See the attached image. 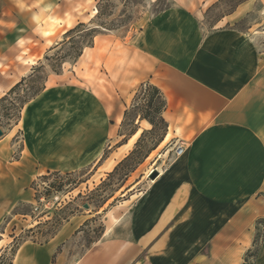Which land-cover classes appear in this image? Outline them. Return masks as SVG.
Segmentation results:
<instances>
[{"label": "crops", "instance_id": "crops-1", "mask_svg": "<svg viewBox=\"0 0 264 264\" xmlns=\"http://www.w3.org/2000/svg\"><path fill=\"white\" fill-rule=\"evenodd\" d=\"M75 3L0 0V99L42 58L45 38L39 31L46 15L60 17ZM254 7L253 0L241 2L210 32L184 9L170 7L154 15L131 50L107 56L118 101L101 95V119L115 112L122 124L137 88L150 82L167 100L163 140L171 146L162 153L158 177L149 179L131 204L123 227L114 225L113 236L95 242L74 264H191L194 257L237 264L239 248L244 261L256 221L264 217V19L238 27ZM62 76L51 73L27 104L18 125L26 140L15 164L30 165L36 175L74 172L94 163L96 172L109 173L127 156L134 134L103 157L102 146L93 147L102 135L88 126L78 128L76 87L60 81ZM179 146L183 152L176 155ZM69 232L66 225L52 240ZM53 249L26 252V264H51ZM18 257L19 250L14 264ZM254 264H264V241Z\"/></svg>", "mask_w": 264, "mask_h": 264}, {"label": "rangeland", "instance_id": "rangeland-1", "mask_svg": "<svg viewBox=\"0 0 264 264\" xmlns=\"http://www.w3.org/2000/svg\"><path fill=\"white\" fill-rule=\"evenodd\" d=\"M75 1L74 7L67 9L66 14L62 12L63 15L61 14L60 17L52 18V15L48 17L46 15L44 28L39 31L45 38V52L42 58L31 66L28 75L31 73L33 75L14 92L7 94L5 99H0V128L4 131L0 137V246H20L17 264H26L24 258L26 252L38 254L36 250L51 246L54 248L51 257L55 253V264H74L95 242L113 236L114 225L123 227L122 223L129 213L131 204L147 188L148 174L152 169L163 167L162 153L171 146L168 142L164 143V139L149 151L155 146L162 132L160 130L147 132L143 137L139 153L134 158L141 163L129 161L111 176H108L110 172L104 173L102 170L96 172L95 163L77 169L69 178L53 174L42 178L41 175L47 173L36 175V171L30 165L20 169L19 164H15L26 140L24 132L19 128L20 126L18 127L24 110L34 99L31 97L32 93L45 85L48 76L53 73L49 64L52 61L46 60L45 55H54L56 49L47 52L48 49L62 41L68 29L79 22L90 23L97 13L99 0ZM236 1L160 0L157 3V0H145L134 10L135 21L99 34L94 39L93 49L85 51L83 57L76 62L67 61L63 64L61 71L63 78L60 81L71 82L76 87L73 94L76 100L74 110L78 128L88 126L87 129L91 128L93 132L97 131L102 135L94 138V148L97 145L102 146L108 154L129 134L135 119L139 133L130 139V143L134 139L135 142L127 146L128 156L143 131L152 129V126L140 123L139 115L136 117L138 108L144 103V97L147 95L144 89L136 100L140 106L133 108L131 105L128 108L129 114L125 124L116 121L115 112L101 119V95L109 102L118 101L117 86L114 83L116 79L107 69V56L117 51L131 50L158 9L167 6L180 7L186 11L189 19H198L197 22L204 32H210L220 18L228 15ZM253 1L254 10L238 24V27L244 28L248 23L256 24L260 19H264L262 3L260 0ZM112 2L115 7L111 19L118 18L124 7V1L112 0ZM47 30H53L54 33L46 35L44 32ZM173 32H177L175 28ZM40 65L44 66L43 69H36ZM33 68L35 69L32 72ZM90 95L94 97L91 102ZM88 102L91 105H88ZM108 107L112 109L113 105L109 103ZM61 108L64 113V108ZM91 108L96 110L91 111ZM71 109L74 111L72 107ZM5 150L10 151L11 156L4 157L2 152ZM10 163L13 165L12 170ZM133 168H135L133 171H129ZM60 173L65 175L67 172ZM85 204L89 206L85 207ZM66 225L70 228V232L61 236L62 239L52 240ZM255 232L253 228L252 240ZM263 236L264 230L258 237L257 246L253 247L252 244L246 251L258 248L262 244ZM48 241L51 243L46 244ZM209 253V248L204 250L206 256ZM242 254L240 248L235 251L234 261L237 264H243ZM253 261L254 257H250L248 264H253ZM191 264H211V260L205 258L204 262H201L194 257Z\"/></svg>", "mask_w": 264, "mask_h": 264}, {"label": "trees", "instance_id": "trees-1", "mask_svg": "<svg viewBox=\"0 0 264 264\" xmlns=\"http://www.w3.org/2000/svg\"><path fill=\"white\" fill-rule=\"evenodd\" d=\"M124 1V7L121 10L120 14H118V18L111 19L113 15V7H115V4L112 2V0H99L97 3V13L93 20L90 21V23L85 22H79L74 27L68 29L64 35L63 40L57 43L55 46H52L48 49L47 52H50L52 50L56 49V53L52 56L45 55L46 60H51L52 63H49L52 71L54 73H61L62 66L67 61L76 62L80 56L83 54L84 49L86 47H92L94 45V39L99 34L104 33L105 31L116 29L120 26L127 25L129 23H132L135 21L134 17V10L138 8L140 5H142V2L145 0H122ZM160 0H157V3H159ZM246 0H237L235 5L232 7V9L229 11L228 14L232 13L236 7ZM170 8V6H167L165 8H161L156 10V14ZM221 19V18H220ZM219 19V20H220ZM43 65L37 67L36 69H43ZM35 68H33L32 72ZM33 75L31 73L30 75L23 77L21 81H19L16 85H14L7 94L14 92L24 81H26L27 78H30ZM45 85H42L41 88H38L32 93V98H35L43 89ZM146 90L147 95L144 97V103H142L141 107L138 108V114L140 120H147L149 123L152 124V129L149 131L144 130L139 139L137 140L135 144V148L131 151V153L126 156L124 159H122L114 168L113 171H111L108 176H111L114 172L119 170L121 167L129 163V161H135V155L139 153V149L141 148V143L143 140L144 135L147 132H155L157 130H160L161 136L159 137L158 141L155 143V146L151 148L149 151L153 150L159 143H161L164 139V136L166 135L168 131V123L163 117V112L166 109L167 100L162 92L157 86L150 82H144L139 85V87L136 90L135 97L132 103L133 108H137L140 106V103L136 100L138 99L140 93L142 90ZM7 94L5 96H7ZM5 96L1 98V100L5 99ZM129 114V109H126L124 112V120L122 124H125V120L127 119ZM133 128L129 132L128 135L123 139L122 143L126 142L128 137L135 134L138 130L137 124H135V119L133 120ZM107 155V152H104L103 157ZM136 163H141V161H135ZM135 168L129 170L133 171ZM74 172H67L65 175H61L59 171H53L48 172L46 175H42V178H47L49 175H58L62 178H69L73 175ZM127 175V173H126ZM255 236L253 240V247L257 246V240L258 237L261 236L262 231L264 230V217L259 218L256 221L255 226ZM261 241H264V236L262 237ZM260 247V246H259ZM259 247L256 249H250L245 253L244 256V262L243 264H248L250 257H254L253 264L255 262V259L258 256ZM20 246H0V264H14V259L16 257V254L19 250ZM52 259L51 264H55V260ZM252 264V263H251Z\"/></svg>", "mask_w": 264, "mask_h": 264}, {"label": "water", "instance_id": "water-1", "mask_svg": "<svg viewBox=\"0 0 264 264\" xmlns=\"http://www.w3.org/2000/svg\"><path fill=\"white\" fill-rule=\"evenodd\" d=\"M4 134V131L0 128V137ZM160 174V171L155 168V169H152L150 171V173L148 174V177L150 180H154L158 177V175ZM89 205L88 204H85V207H88Z\"/></svg>", "mask_w": 264, "mask_h": 264}, {"label": "built area", "instance_id": "built-area-1", "mask_svg": "<svg viewBox=\"0 0 264 264\" xmlns=\"http://www.w3.org/2000/svg\"><path fill=\"white\" fill-rule=\"evenodd\" d=\"M182 152H183V147H181V146H179V147H177L175 149V154L176 155H180V154H182Z\"/></svg>", "mask_w": 264, "mask_h": 264}, {"label": "bare ground", "instance_id": "bare-ground-1", "mask_svg": "<svg viewBox=\"0 0 264 264\" xmlns=\"http://www.w3.org/2000/svg\"><path fill=\"white\" fill-rule=\"evenodd\" d=\"M139 132H137L135 135H133L134 137H136L138 135Z\"/></svg>", "mask_w": 264, "mask_h": 264}]
</instances>
